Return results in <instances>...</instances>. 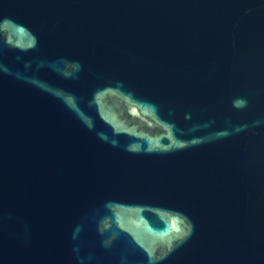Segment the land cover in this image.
I'll list each match as a JSON object with an SVG mask.
<instances>
[{
  "label": "water",
  "instance_id": "95a60500",
  "mask_svg": "<svg viewBox=\"0 0 264 264\" xmlns=\"http://www.w3.org/2000/svg\"><path fill=\"white\" fill-rule=\"evenodd\" d=\"M0 264H264V0H0Z\"/></svg>",
  "mask_w": 264,
  "mask_h": 264
}]
</instances>
